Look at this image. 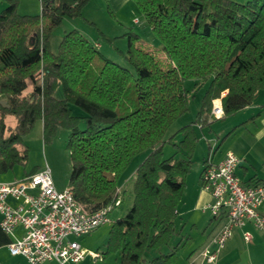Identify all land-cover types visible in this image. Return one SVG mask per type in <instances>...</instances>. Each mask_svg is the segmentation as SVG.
<instances>
[{
	"label": "trees",
	"instance_id": "1",
	"mask_svg": "<svg viewBox=\"0 0 264 264\" xmlns=\"http://www.w3.org/2000/svg\"><path fill=\"white\" fill-rule=\"evenodd\" d=\"M4 1L0 175L27 164L24 138L37 122L43 123L45 141L60 128L68 130V187L92 213L118 198L119 179L143 155L133 203L113 222L103 258L116 253L120 264H176L182 243H170L178 234V207L199 141L196 125L210 122L214 100L221 99L229 117L264 90V0H133L169 62L163 66L143 49L139 36L126 33L127 52L120 53L135 74L77 30L68 31L52 50L54 31L65 18L82 19L91 0H39L38 15H21L20 0ZM188 80H196L195 88L207 85L201 107L193 122L167 139L190 109ZM59 89L62 98L56 97ZM73 107L83 115L74 114ZM180 134L175 154L165 158L164 146ZM146 251L156 255L146 258Z\"/></svg>",
	"mask_w": 264,
	"mask_h": 264
},
{
	"label": "built area",
	"instance_id": "2",
	"mask_svg": "<svg viewBox=\"0 0 264 264\" xmlns=\"http://www.w3.org/2000/svg\"><path fill=\"white\" fill-rule=\"evenodd\" d=\"M210 112L214 119L224 117L221 99L213 101ZM240 161L228 152L219 163L208 160L201 176L212 196L204 211L220 225L202 254L212 264L237 228L251 223L264 230V183L245 184L236 175ZM49 169L47 166L14 183H0V227L12 239L8 250L29 264L80 263L87 255L101 258L100 253L81 247L80 239L113 224L111 213L123 202L120 189L116 200L90 213L77 202L69 187H56ZM244 237L245 241L252 239L249 232Z\"/></svg>",
	"mask_w": 264,
	"mask_h": 264
},
{
	"label": "crops",
	"instance_id": "3",
	"mask_svg": "<svg viewBox=\"0 0 264 264\" xmlns=\"http://www.w3.org/2000/svg\"><path fill=\"white\" fill-rule=\"evenodd\" d=\"M3 1L0 0V10L5 8ZM24 1L20 0V7ZM38 6L35 3V9L39 10ZM138 9L133 0H91L82 12V19L72 20L71 18H65L62 25L54 31L52 37L58 34L60 37L58 40L60 41L68 31L77 30L92 42L98 51H101L109 59L117 63L116 58L121 57L124 59L120 52L126 53V49L128 48V39L122 36L133 32L139 36L143 49L155 53L156 49L154 48L161 50V46L151 36L152 29L147 26L144 16ZM91 23L92 25H90ZM105 38L106 41L104 42L106 44L102 43V40ZM52 50L54 52L57 51L53 47ZM254 97L253 104L242 109L236 115L239 117L232 124L235 139L232 140L225 151L221 154H218V151H216L212 158H210L212 163H219L228 152H233L241 159L236 175L248 185L264 183V90L258 91ZM200 107L201 102L197 111ZM73 112L75 114L74 107ZM76 115H83V113H77ZM40 123L43 126L41 121ZM196 128L198 131L201 125L197 124ZM182 137L183 135L180 134L178 142L182 140ZM204 168L205 166L203 167V171ZM3 175H0V183H8L2 179ZM24 176L19 178V180ZM56 187L58 188L57 185ZM185 191L181 203H179L178 216L183 217L186 224L192 223L194 227H204L205 222H202V220L207 218L204 215L197 216L192 214L205 213L204 207L212 201L210 191L206 190L203 186L202 180L193 194L187 191V189ZM175 223L177 227V219ZM218 226L217 229L220 228L219 224ZM245 232L251 233V240H244ZM213 236L214 234L210 237L212 238ZM211 238L210 241L212 240ZM11 240V237L5 234L0 227V264H29L24 257L11 255L8 250ZM227 241L224 248L216 254L217 257L213 264H264V230H258L253 224L249 223L243 229L237 228L233 236ZM208 246L200 249L190 247L189 250L183 251L182 254L178 255V262L176 264H212L202 255ZM44 264L58 263L52 261Z\"/></svg>",
	"mask_w": 264,
	"mask_h": 264
},
{
	"label": "rangeland",
	"instance_id": "4",
	"mask_svg": "<svg viewBox=\"0 0 264 264\" xmlns=\"http://www.w3.org/2000/svg\"><path fill=\"white\" fill-rule=\"evenodd\" d=\"M235 1V0H233ZM248 0H236L239 3H245ZM4 7H7V3L3 1ZM35 3L38 4L39 10L35 9ZM39 0H25L23 5L19 6L20 14L27 15H38L41 12V5ZM2 10H0L1 12ZM92 25V23L90 24ZM62 29V28H61ZM61 31V30H60ZM58 37V38H57ZM60 37L54 35L52 37L51 46L56 50L60 41L58 40ZM106 41V38L102 40ZM159 43V42H158ZM156 49L155 54L160 59L159 61L163 64V66H167L168 61H166L165 54L162 50L158 48ZM153 49V50H154ZM119 52V51H118ZM117 63L123 64L127 68H129L132 73L135 74L134 69L126 63V61L119 57L116 58ZM196 80H188L185 82L184 87H186L188 91V96L190 99V109L186 112V114L180 118L178 122L172 125V128L169 130L167 139L170 136L174 135L182 125L189 124L195 120L196 111L199 108V104L201 102V98L203 97L207 85H203L200 88H195ZM59 89L56 91V96L58 98L63 97V91ZM75 114L83 113L77 107H74ZM235 115L224 117L222 119H214L211 118L209 123L205 125L203 128H199L198 135L199 141L196 146L195 154L193 156V165L189 175L186 177V188L189 192H194V190L199 186L202 178L201 172L203 171V167L206 165L205 160L208 161L212 158L214 152L218 151V154H221L225 151L228 145L235 139V134L233 135V123L236 122L239 116ZM82 127H85L84 123ZM43 126H41L40 121L34 125V128L30 133L24 138L25 145L29 148V157L26 165H16L12 170L8 171L5 175H3V180L7 182H15L18 181L22 176L32 173L34 171L38 172L42 169H45L47 166L50 168L52 173V177L54 179L55 185L60 189H64L68 186V181L71 174L72 162L70 155V150L67 147V141L69 137V131L63 130L60 128L57 130L56 136L51 141H45L43 137ZM231 134L227 136L229 133ZM238 135V134H237ZM227 136V137H225ZM179 135L173 138L172 142L166 143L164 146V157L168 158L175 154L176 147L175 144L179 142ZM144 156L137 157L125 172V174L121 177L120 180V197L123 199L122 205L120 207L113 210L111 213V220L116 221V219H120V217L124 216L133 203V194L132 188L134 183V178L136 177V169L139 163L141 162ZM186 192V191H185ZM185 194V193H184ZM192 215H204L205 218L202 222H205L204 227H194L192 223H184L183 217L180 215L177 216V231L176 234L171 241V246L176 245L177 242L181 241L182 245L178 252V255L182 254L183 251H187L190 247L193 249L204 248L209 245L210 236L215 235L218 232L217 227L218 224L213 221L212 216L208 212L202 214L194 213ZM212 221V223H210ZM112 224L104 225L94 231V233H89V235L84 236L80 239L81 247L85 248L88 251H95L100 253L101 258L95 259L89 255L83 259L80 263H68V264H120L119 256L116 253H109L106 258H103V253L107 251V242L109 239V231L111 229ZM212 239V238H211ZM166 252L169 251L167 248ZM190 253V252H189ZM156 255L155 252L146 251L144 256L146 258H150L151 256ZM176 255V256H178ZM95 259V260H94ZM178 262V257H177ZM176 262V263H177Z\"/></svg>",
	"mask_w": 264,
	"mask_h": 264
}]
</instances>
